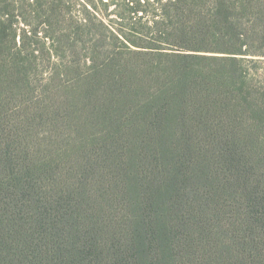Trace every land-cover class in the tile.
<instances>
[{"label": "trees", "instance_id": "trees-1", "mask_svg": "<svg viewBox=\"0 0 264 264\" xmlns=\"http://www.w3.org/2000/svg\"><path fill=\"white\" fill-rule=\"evenodd\" d=\"M0 264H264V0H0Z\"/></svg>", "mask_w": 264, "mask_h": 264}, {"label": "rangeland", "instance_id": "rangeland-1", "mask_svg": "<svg viewBox=\"0 0 264 264\" xmlns=\"http://www.w3.org/2000/svg\"><path fill=\"white\" fill-rule=\"evenodd\" d=\"M47 77L48 76H47V74L45 72H41L40 74H37L36 76H34L33 77V81H34L33 85H34V88L36 89L37 87H39V85L44 84V82L47 81L46 80ZM18 110L19 109H16L15 112L18 111Z\"/></svg>", "mask_w": 264, "mask_h": 264}]
</instances>
